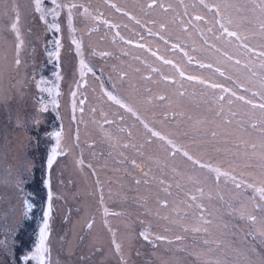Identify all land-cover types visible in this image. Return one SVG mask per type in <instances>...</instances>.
Returning a JSON list of instances; mask_svg holds the SVG:
<instances>
[{"label":"rangeland","instance_id":"rangeland-1","mask_svg":"<svg viewBox=\"0 0 264 264\" xmlns=\"http://www.w3.org/2000/svg\"><path fill=\"white\" fill-rule=\"evenodd\" d=\"M71 2L77 5L72 10L75 31L68 26L67 7L60 11L59 31L52 29L53 35L61 36L56 64L59 85L48 93L41 84L50 59L45 19L50 22L46 12L55 5L41 0L37 11L36 0H0V264H40L25 262L24 256L34 253L39 244L49 203L45 241L49 252L43 264H264V197L260 192L264 189V161L260 159L264 137L251 128L264 116L240 101L228 104L227 95L224 111L217 116L220 90L187 79L195 76L223 84L260 103L259 96L252 95L264 93V68L259 59L249 61L234 44L216 40L217 17L204 10L199 0H158L151 10L146 8L150 0ZM205 2L220 6L222 15H231L232 25L224 21L230 30L242 21L249 45L261 49L264 11L260 0ZM56 3L67 5L69 0ZM112 4L122 11L117 12ZM160 4L169 10L165 12ZM186 8L189 15H185ZM196 14L203 15L206 23L193 22V28L188 20ZM173 18L176 23L161 32L159 22ZM105 20L119 27H109ZM180 20L187 32L181 31ZM73 39L81 42L85 63L93 69L83 77ZM205 39L240 59L241 65L233 66L219 53L209 52ZM176 43L200 63L213 64V69L189 64L183 52L172 49ZM105 51L110 55L98 54ZM152 52L172 60L185 76ZM216 67L232 80L216 73ZM112 83L117 85L114 94L129 100L136 115L107 99L102 88L112 90ZM160 96L166 99L159 100ZM44 105L47 111L42 110ZM141 120L202 163L229 172L245 186L237 189L224 176L215 180L214 172L194 167L180 152L170 156V146L151 136ZM58 131L60 154L49 168L47 160L56 147L54 133ZM212 131L218 133L216 140L211 139ZM201 142L214 147H200ZM252 143L257 145L255 153ZM165 201L167 207L162 206ZM250 216L256 217L254 223ZM90 222L91 228L87 226Z\"/></svg>","mask_w":264,"mask_h":264},{"label":"snow or ice","instance_id":"snow-or-ice-1","mask_svg":"<svg viewBox=\"0 0 264 264\" xmlns=\"http://www.w3.org/2000/svg\"><path fill=\"white\" fill-rule=\"evenodd\" d=\"M52 4L55 5V7H53L51 9V12L54 16L58 15V13L63 9V7H67L68 10V26L70 28L71 31H75V28L72 26V10L74 8L77 7V5L75 3H72L71 0H69V3L67 5H59L56 3V0H51ZM181 3H183V0H181ZM158 4V0H150L149 3L146 4V8L151 10L156 8ZM199 4L201 5V7L206 10L207 12H212L216 17V24L218 25V32L219 35H215V39L216 40H222L224 43L226 44H234L235 47L237 48L238 51L241 52V54L246 55L249 59V61H251L252 59H259L260 61V66L261 68H264V45L261 46V49L258 51L256 48L251 47L248 43V39L249 37L247 35L243 34V22L241 21L240 23H237L235 28L236 30H230V28L227 25H232L233 24V19L231 17V15L228 16H224L221 14V8L220 6L216 5V4H209L206 3L205 0H199ZM113 8H116L115 4L111 5ZM160 8H162L165 12H167L169 9L165 8L163 4L159 5ZM170 7V6H169ZM259 7L261 8V11H264V0H260V4ZM41 9V0H36V10L40 11ZM117 12L122 11V9L120 8H116ZM237 11H240L239 9ZM84 13H88V9L85 8L84 9ZM125 15H129L127 12L124 13ZM185 15H189V13L187 12V8L185 9ZM19 18V14L17 13V20ZM43 19V17H41ZM131 19H135V17H130ZM94 19H98V17H94ZM226 20V23L224 22ZM193 22H205V17L203 15H192L191 18L188 20V24L192 25L193 28H195V24ZM47 23V21H46ZM104 23L106 25H108L109 27L112 28H116L119 27L118 25H114V24H110L109 21L105 20ZM136 23L139 24L140 21L136 20ZM152 24H157V21L153 20L151 21ZM176 23V19L173 18L172 21H161L159 22V29L161 32H168L169 31V26L170 24ZM180 25H181V31L187 32L188 28L184 26V22L183 20H180ZM13 29L17 30L18 33V29H17V24L13 23L12 25ZM50 27L56 29V31H59V25L58 24H52L50 25ZM260 30L261 33L264 34V23H262L260 25ZM149 34H153L151 32V28L148 29ZM208 32H212V28H208ZM158 34V33H157ZM119 32L116 33V36H119ZM200 35L203 36L204 33L202 31H200ZM162 40L164 39L163 36L160 37ZM120 39H123V37H120ZM72 43L75 44L76 46V51L80 54V76L83 77L85 75L86 72H93V69L91 67L88 66L87 63H85V59L83 57V52L81 51L82 48V44L79 40L77 39H73ZM128 43H131V41H128ZM204 44L207 46V50L209 52L211 51H215L216 53H219L226 61H229L232 63L233 66H239L241 65V60L240 59H236L234 56H230L228 55L227 52H221V49L218 48L216 46V44H211L209 43V41L207 39L204 40ZM56 46L57 49L54 52H49V56H55L57 59L59 58V41H56ZM139 47H143V45H138ZM172 49H178L180 52H183L184 56L187 57V62L189 64L192 63H198L199 67L201 68H209V69H213V64L208 63V64H204V63H200L199 61L196 60V58L193 55H189L188 52L184 51V48L181 46V44L176 43L173 44ZM151 51V50H149ZM196 49H193V52H195ZM100 56L102 57H106L109 56L110 53L109 52H100L98 53ZM153 56H157L156 52H152ZM157 59L161 60L163 62V64L165 65H169L172 68L176 69V71L179 73V75L181 77L185 76V73L183 71H181L178 67V65H176L172 60L169 59H165L163 56H157ZM16 63L19 64L20 61L19 59L16 60ZM245 68L248 67L247 64L244 65ZM102 71V70H101ZM153 72H157L159 73V69H152ZM214 71L216 73H218L220 76L225 77L227 80H232L231 76H225V71L221 70L220 67H216L214 69ZM95 75V73H93ZM57 78H59V73H56ZM126 75V74H125ZM124 77L121 76V79H123ZM165 81L169 80V77L167 76H163L162 77ZM111 79V78H109ZM147 79H151V77H147ZM187 79L189 81H198L201 84H206L207 87H210L212 89H219L220 90V95L217 96V103H219L221 105V107L219 108V110L216 112L217 116H220L224 109H223V102L225 101V96H228V100L227 103L228 104H232L234 101H240L246 105H248L250 108L252 109H259L262 116H264V93H252L253 96H259L260 99V103H254L252 99H246V97L244 95H237L236 91H232L228 88H225L223 84H219V83H208L204 80H199L198 77L195 76H187ZM41 83H44L43 80H41ZM174 83V81H173ZM233 83L237 84L238 88L243 89L244 91H249L248 89H245L243 84H239L237 81H233ZM80 85L77 84V87H79ZM261 87L262 89H264V81L261 82ZM111 89L112 90H108L105 88H102V91L104 93V95L107 97V99L109 101L114 102L116 105L120 106L121 108H124L127 112L133 113V115H136V112L134 110V108L131 106V102L129 100H125L121 97H119L118 95L114 94V92L117 90V85L115 83H112L111 85ZM42 91H52L51 89H42ZM180 95H183V93L181 92ZM72 96L75 97L76 96V92L72 93ZM159 100H164L166 99L164 96H160L158 97ZM84 103V100L80 101V104L82 105ZM53 104L55 105V100H53ZM73 111H75L76 109V103L75 100H73ZM43 111H47V105H44V107L42 108ZM81 112H83V108L80 109ZM233 116L236 115V113H232ZM137 119H140L139 116H137ZM106 123L110 122V121H105ZM144 128L148 130L149 133H151V136L153 137H157L162 141H165L167 143V145L170 146L171 151L169 152L170 156H175L177 152H180L182 154V156L184 158H186L187 161L191 162V164L194 167H199V168H205V169H209L210 171L215 173V180L219 181L221 176H224L225 178H230L233 182V185L235 188L240 189L241 187L245 186L243 185L242 182L237 181L236 178L234 176H230L229 172H222L220 168H212L210 165L204 164L201 162L200 159H198L195 155L190 154V152L188 150H185L183 147H178L171 139H168L165 136H162L159 132L154 131L152 128L149 127V124L147 122H145L144 120L140 121ZM227 123H231V121H227ZM251 128L256 129L262 137H264V119H261L258 123L254 122L251 124ZM55 137H56V147H53L51 149V156L48 158L47 160V165L49 168H51L54 160L56 159L57 155L60 154L58 152V149L60 148V137H61V133L55 132L54 133ZM129 135H131V133H129ZM211 139L212 140H216V138L218 137V133L216 131H212L211 134ZM77 140L79 138L78 132H77ZM147 143H151V140L147 141ZM193 143L196 144L197 141L195 138H193ZM245 144H247V142H245ZM200 147H214V145H212L210 142L205 143V142H201ZM239 147V146H237ZM251 149L253 150V153H255V150L257 149V145L255 143H252L250 145ZM261 148V154H260V159L261 161H264V143H261L260 145ZM216 151H220L219 148L215 149ZM237 154L234 153L233 157L235 158ZM247 151H245L244 156L245 158H247ZM133 164H135V161H133ZM145 175H147V173H145ZM137 183H140V181H137ZM163 183V181H162ZM200 192H203V189H199ZM261 195L262 197H264V189H260ZM51 197L49 196V199ZM191 199L195 200L196 197H190ZM164 207H167V202L165 201L163 203ZM29 210L32 208V205L29 204L28 205ZM204 209L201 206V212L203 213ZM50 214H51V204L49 203L48 205V211L44 212L43 216H44V220H43V226L39 229V244L35 247V251L34 253H32L31 255L26 254L24 256V260L25 262L29 261V260H37L38 262H40V264H43L44 260H45V254L49 252V249L46 247L45 245V241L47 239V236L49 234V223H48V218H50ZM107 214V211H106ZM201 218L203 219V215L201 216ZM250 222H255L256 221V217L255 216H250L248 217ZM89 228L92 227L91 222L87 225ZM141 235L143 236V238L145 240L149 239V235L146 233H141ZM261 235H264V233H261ZM179 239V237L177 238ZM120 249V245L116 244V250L117 252H119Z\"/></svg>","mask_w":264,"mask_h":264},{"label":"flooded vegetation","instance_id":"flooded-vegetation-1","mask_svg":"<svg viewBox=\"0 0 264 264\" xmlns=\"http://www.w3.org/2000/svg\"><path fill=\"white\" fill-rule=\"evenodd\" d=\"M46 14L48 15V20L50 22H47V24H51L52 22L57 24L58 18L60 16V12L58 13V15L54 16L51 12V10H48L46 12ZM45 21H47V19H45ZM53 30L56 31V29L53 28ZM57 32V31H56ZM61 37V36H59ZM53 35L52 33H50V37H49V41H48V51L46 52V54L49 55V52H54L57 49L56 46V41L60 40V38ZM60 58V57H59ZM49 67H45L44 68V74L41 77V80L44 81V83L41 84H45V89H51L54 90L55 86H57V84L59 85V82H56L57 79V69H56V64H59L58 59L55 56H50V59L47 60V63ZM57 83V84H56ZM46 92H51V91H46Z\"/></svg>","mask_w":264,"mask_h":264},{"label":"water","instance_id":"water-1","mask_svg":"<svg viewBox=\"0 0 264 264\" xmlns=\"http://www.w3.org/2000/svg\"><path fill=\"white\" fill-rule=\"evenodd\" d=\"M52 24H54V23L52 22L51 24L48 25V30L50 33H52V29H53L52 27H50V25H52Z\"/></svg>","mask_w":264,"mask_h":264},{"label":"trees","instance_id":"trees-1","mask_svg":"<svg viewBox=\"0 0 264 264\" xmlns=\"http://www.w3.org/2000/svg\"><path fill=\"white\" fill-rule=\"evenodd\" d=\"M41 202H42V201H41ZM41 202L39 203V206H38V209H39L40 211H42ZM34 209H35V208H34Z\"/></svg>","mask_w":264,"mask_h":264}]
</instances>
